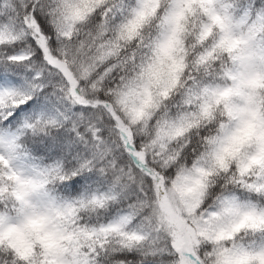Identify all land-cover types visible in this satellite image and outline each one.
I'll return each mask as SVG.
<instances>
[{
  "label": "snow or ice",
  "instance_id": "1",
  "mask_svg": "<svg viewBox=\"0 0 264 264\" xmlns=\"http://www.w3.org/2000/svg\"><path fill=\"white\" fill-rule=\"evenodd\" d=\"M0 264H264V0H0Z\"/></svg>",
  "mask_w": 264,
  "mask_h": 264
}]
</instances>
